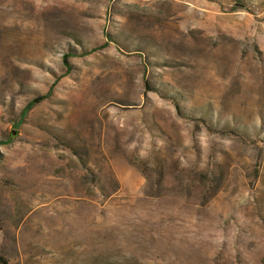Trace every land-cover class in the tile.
Listing matches in <instances>:
<instances>
[{
  "label": "rangeland",
  "instance_id": "rangeland-1",
  "mask_svg": "<svg viewBox=\"0 0 264 264\" xmlns=\"http://www.w3.org/2000/svg\"><path fill=\"white\" fill-rule=\"evenodd\" d=\"M0 255L264 264V0H0Z\"/></svg>",
  "mask_w": 264,
  "mask_h": 264
},
{
  "label": "trees",
  "instance_id": "trees-1",
  "mask_svg": "<svg viewBox=\"0 0 264 264\" xmlns=\"http://www.w3.org/2000/svg\"><path fill=\"white\" fill-rule=\"evenodd\" d=\"M67 56H64V61L66 62ZM44 99L43 96H39L31 101L26 107L27 111L30 110L33 106L37 105ZM232 134H236V132L232 131ZM0 264H8L4 257L0 255Z\"/></svg>",
  "mask_w": 264,
  "mask_h": 264
}]
</instances>
